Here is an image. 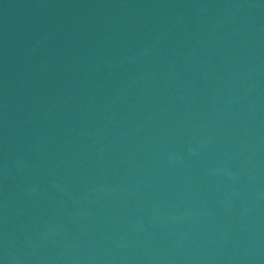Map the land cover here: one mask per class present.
I'll list each match as a JSON object with an SVG mask.
<instances>
[{"label": "water", "instance_id": "obj_1", "mask_svg": "<svg viewBox=\"0 0 264 264\" xmlns=\"http://www.w3.org/2000/svg\"><path fill=\"white\" fill-rule=\"evenodd\" d=\"M0 264H264V0H0Z\"/></svg>", "mask_w": 264, "mask_h": 264}]
</instances>
